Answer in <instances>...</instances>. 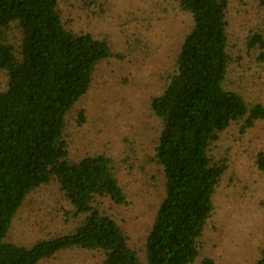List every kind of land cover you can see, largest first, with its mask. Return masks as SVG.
I'll return each instance as SVG.
<instances>
[{
	"label": "trees",
	"instance_id": "1",
	"mask_svg": "<svg viewBox=\"0 0 264 264\" xmlns=\"http://www.w3.org/2000/svg\"><path fill=\"white\" fill-rule=\"evenodd\" d=\"M104 1L0 0V264H40L74 249L101 253V264H214L201 239L231 164V146L221 154L218 144L232 126L242 140L264 121V103H250L229 87L235 63L264 66V0H253L259 23L237 44L230 38V0H177L192 26L156 76L148 107L157 126L145 158L130 145L122 159L104 150L73 160L68 123L74 115L85 123L81 103L100 66L119 63L113 76L124 85L130 78L124 63L131 48L122 52L109 37L73 26L76 12ZM119 160L142 174L154 171V180L160 175L162 197L141 246L132 247L103 208L105 201L128 204ZM251 160L264 175V145ZM52 183L72 206L65 224L80 216L78 224L31 247L8 242L26 196ZM254 264H264V239Z\"/></svg>",
	"mask_w": 264,
	"mask_h": 264
},
{
	"label": "rangeland",
	"instance_id": "2",
	"mask_svg": "<svg viewBox=\"0 0 264 264\" xmlns=\"http://www.w3.org/2000/svg\"><path fill=\"white\" fill-rule=\"evenodd\" d=\"M230 1V38L237 44L259 21L253 0ZM76 13V31L109 37L122 52L136 51H130L124 63L130 75L127 85L113 76L112 69L119 73V63L100 66L81 103L85 123H79L76 115L68 123L70 158L111 150L115 158L122 159L132 145L143 160L157 126L149 111V97L156 93L158 72L171 65L182 37L191 28V16L179 10L177 0H106L101 8L97 4ZM136 40L140 41L138 47ZM240 47L238 44L237 50ZM138 49L146 52L145 58ZM242 62V67L237 63L232 67L229 87L243 91L250 103H264V66ZM237 134V127L232 126L218 144L220 153L231 146V164L216 192L214 214L201 239L203 252L214 264H254L264 239V175L254 169L251 160L255 149L264 145V121L242 140ZM119 170L128 204L116 207L105 201L103 208L126 231L129 244L141 246L162 197L160 175L154 180L150 177L154 171L147 169L148 174H142L139 167L135 171L120 160ZM65 211L71 212L72 206L60 200L56 184L32 191L14 217L7 241L31 247L71 232L80 216L70 217L65 224L69 216ZM103 258L98 252L74 249L40 264H101Z\"/></svg>",
	"mask_w": 264,
	"mask_h": 264
}]
</instances>
